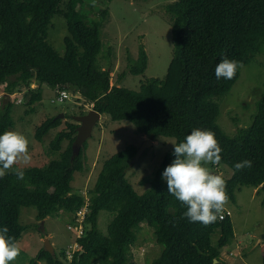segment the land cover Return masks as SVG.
I'll use <instances>...</instances> for the list:
<instances>
[{
	"label": "trees",
	"instance_id": "trees-1",
	"mask_svg": "<svg viewBox=\"0 0 264 264\" xmlns=\"http://www.w3.org/2000/svg\"><path fill=\"white\" fill-rule=\"evenodd\" d=\"M78 8L81 4L76 0H0V86L4 93H29L25 113L31 114L41 100L42 85L55 92L72 90L100 115L131 123L136 133L151 141L164 137L178 144L193 129L211 131L222 148V158L219 165L209 166L231 171L229 178L223 177L228 202L235 203V193L242 187L258 188L264 194V88L248 127L229 136L217 123L218 101L231 91L242 67L264 52V0H174L168 4L172 49L166 74L163 79H146L137 91L110 85V71L97 64L108 10L88 17ZM56 14L66 20L63 56L47 42ZM223 58L241 65L230 80L215 77L216 65ZM146 67L147 55L141 47L137 59H128L127 71L118 79L126 72L143 74ZM33 84L37 89L31 88ZM12 107L7 99L0 108V135L13 127ZM60 125L59 119L44 120L35 130V139L41 142ZM77 126L66 123L50 142V149L59 153L57 159L43 167L10 169L0 178V227L6 226L7 235L16 242L25 230L19 224L22 208H35L37 221L60 212L70 216L82 208L84 199L71 186L74 174L87 169L86 142L78 156L72 158L71 154ZM64 141L68 144L61 151ZM135 151L128 147L103 162L88 191L84 231L71 264H138L131 248L141 223L153 229L155 242L162 247L151 264H213L214 260L228 264L221 258V249L233 238L230 216L219 219L218 215L206 226L182 218L186 208L167 192L161 179L165 167L175 159L173 148L153 175L141 180L149 188L137 194L126 179ZM244 160L252 166L233 175V165ZM16 171L24 172L23 180L17 179ZM101 212L112 217L107 235L98 229ZM215 233L218 239L212 246ZM59 256L64 257V252ZM59 256L41 249L30 264H63Z\"/></svg>",
	"mask_w": 264,
	"mask_h": 264
},
{
	"label": "rangeland",
	"instance_id": "rangeland-1",
	"mask_svg": "<svg viewBox=\"0 0 264 264\" xmlns=\"http://www.w3.org/2000/svg\"><path fill=\"white\" fill-rule=\"evenodd\" d=\"M81 4L78 8L84 15L91 17L102 9L108 10V15L100 32L101 50L97 64L102 69L110 71V85L120 86L137 91L141 82L146 79H163L171 59L172 17L166 12V6L174 0H76ZM67 34L66 20L56 14L51 19L47 31V42L54 51L63 56L64 38ZM147 55V67L143 74L132 76L126 72L119 81L122 72L127 71L128 59L136 60L140 48ZM109 51V53H108ZM32 88V85H31ZM264 88V52L257 55L253 62L242 67L240 75L231 91L218 101L219 127L229 136H234L239 129L248 127L256 112ZM37 89L36 86L35 88ZM63 102H58L57 92L45 85L39 88L41 100L33 107L31 114H26L29 93L22 90L9 96H1L3 87L0 86V108L10 99L13 102L11 117L15 131L25 136L29 142L28 154L31 159L27 164L17 162L11 168L28 169L43 167L50 160L57 159L59 153L50 149V142L55 135L66 128V123L77 124L73 117L85 114L92 109V104L85 102L72 90ZM21 100V103L18 101ZM63 115L62 117H60ZM60 117L61 125L50 130L38 142L35 137L37 127L48 118ZM148 139L136 133L134 126L127 121H112L107 115H101L92 130L91 137L86 141V164L84 172L74 174L71 186L74 191H89L97 178L103 162L114 154L128 148H140ZM68 142L61 144L63 151ZM175 139L159 137L151 146L144 149L138 160L129 163L126 179L137 194H142L149 184H141V180L150 177L160 166L165 154L169 152ZM207 167H210L207 165ZM222 177L229 178L231 171L222 166L211 169ZM256 189V194L253 193ZM264 194L258 188L242 187L235 193V203L227 202L224 206L230 212L233 238L228 245L221 249V258L228 264H263L264 243ZM35 208H22L19 224L25 227L17 240L20 255L12 264H30L36 254L44 248L47 239L59 256L67 245L74 242L75 234L67 229L70 216L60 212L54 217L43 221L36 220ZM112 217L109 213L101 212L98 216V229L102 235H107V226ZM218 234L211 236L212 246L216 245ZM162 252V247L155 242L153 229L141 223L136 231V241L131 248V254L138 264H151ZM60 260H61V256ZM38 264H46L44 261Z\"/></svg>",
	"mask_w": 264,
	"mask_h": 264
},
{
	"label": "clouds",
	"instance_id": "clouds-1",
	"mask_svg": "<svg viewBox=\"0 0 264 264\" xmlns=\"http://www.w3.org/2000/svg\"><path fill=\"white\" fill-rule=\"evenodd\" d=\"M241 65L223 58L216 65L217 80L232 79ZM28 140L15 131H6L0 135V178L17 162L27 164ZM173 145L175 159L165 167L161 179L167 184V192L179 201L186 210L182 218L190 223L199 222L209 225L216 221L228 202L226 181L221 175L214 174L207 165H219L222 148L211 131L193 129L183 142ZM252 162L244 160L233 165V175L244 168H250ZM17 179H24L23 171H16ZM8 228L0 227V264H10L20 255V249L14 237L7 235Z\"/></svg>",
	"mask_w": 264,
	"mask_h": 264
},
{
	"label": "water",
	"instance_id": "water-1",
	"mask_svg": "<svg viewBox=\"0 0 264 264\" xmlns=\"http://www.w3.org/2000/svg\"><path fill=\"white\" fill-rule=\"evenodd\" d=\"M61 115L60 117H62ZM100 113L90 109L87 113L81 114L78 116L73 117V119L78 123V126L76 128V136L71 144V154L72 158L79 155V152L81 150L82 145L91 137L92 130L94 126L97 124V122L100 119ZM60 117H56L54 119H59ZM152 145V141L150 139H146L144 144L136 149L135 154L132 158L131 163H134L138 160L144 149L148 146ZM261 242L264 243V235L261 238ZM46 252H48L50 255H54V249L50 242L45 239L44 240V248ZM82 254V251H80L79 255ZM217 260L213 261V264H216Z\"/></svg>",
	"mask_w": 264,
	"mask_h": 264
},
{
	"label": "built area",
	"instance_id": "built-area-1",
	"mask_svg": "<svg viewBox=\"0 0 264 264\" xmlns=\"http://www.w3.org/2000/svg\"><path fill=\"white\" fill-rule=\"evenodd\" d=\"M69 94L70 93L68 90L58 91L56 100L58 102H63L64 99L68 98ZM18 103H21V100H19ZM80 193L84 199V204L82 208L75 214L70 215L71 223L67 226V229L74 232L75 239L74 242L67 245L65 248L64 257L61 258L63 264H71L74 254L79 250L77 240L81 238L84 231V220L86 212L88 211L87 209L90 200V194L88 191H83ZM225 216H230V212L224 208L223 212L219 214V219H223Z\"/></svg>",
	"mask_w": 264,
	"mask_h": 264
},
{
	"label": "crops",
	"instance_id": "crops-1",
	"mask_svg": "<svg viewBox=\"0 0 264 264\" xmlns=\"http://www.w3.org/2000/svg\"><path fill=\"white\" fill-rule=\"evenodd\" d=\"M35 86H36V85L33 84V85H32V88H35ZM42 86H43V85H42ZM44 88H45V85H44ZM1 96H3V98H4V96H7V95H6L4 92H2V93H1ZM152 142H153V141H152ZM214 174H218V173H214ZM256 192H257V190H256V189H253V193L256 194Z\"/></svg>",
	"mask_w": 264,
	"mask_h": 264
}]
</instances>
